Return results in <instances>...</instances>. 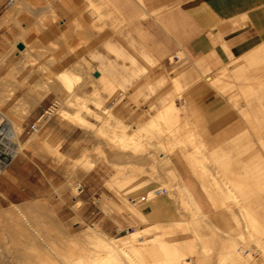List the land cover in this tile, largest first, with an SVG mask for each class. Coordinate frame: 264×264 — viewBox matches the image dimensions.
I'll list each match as a JSON object with an SVG mask.
<instances>
[{"label": "rangeland", "instance_id": "obj_1", "mask_svg": "<svg viewBox=\"0 0 264 264\" xmlns=\"http://www.w3.org/2000/svg\"><path fill=\"white\" fill-rule=\"evenodd\" d=\"M7 1L0 0V4L4 5ZM29 2L30 5L27 4ZM114 2L110 0H24V4L20 0L12 1L14 7H19L18 9L16 8L18 14H16L15 20L14 18L13 20L11 19V15L0 24V26L6 27L8 31L12 26L18 31L16 36L13 34L12 38H8L5 34H2L0 41V100H4L3 103L2 100L0 101V108L3 106L2 111L5 116L2 117L0 115V130L2 133L1 137L3 138L0 141V172L10 164H14L16 168L14 171L23 175L22 181L27 184L28 188H34V191L30 192L29 197L25 200H17L12 197L13 200L11 202L7 200L0 201V211L12 208V204L21 206L29 202L40 201L45 205H49L46 207L51 206L49 210L52 209L50 211H52L53 216L55 215V218H53L55 223L57 222L56 225L71 235L72 233H79L87 228L89 224H92L105 234L114 237L125 236L139 227L148 228L151 226L148 228L149 231L147 233L148 236H151L153 234L152 226L154 222L162 225L165 230L173 229L180 231L186 226L187 220H192L191 217L193 215L186 216L185 214L189 211L178 207V216L176 218L157 221H147L144 219L140 220V223H136L126 213L129 212L130 208H136L140 204L135 203L133 205L134 202L131 200L137 198L144 191L130 196L127 200H119L117 202L112 201L105 194H101L100 198L96 194L92 199L94 202L92 204L91 199L86 200L87 196L84 195L86 193L85 190L91 188V190L97 191L99 194L98 187L101 180L113 195L119 197L121 195L120 192L124 191V189L130 192V187L134 188L140 182L143 183L144 181L145 183H140L144 185L148 181H154L156 186L164 187L167 193L175 201H178L176 198L179 195L186 197L183 187L185 186L184 182L188 180L193 188V199L191 201L198 203L200 206L199 214L195 216V222L197 223L193 225L199 236L200 245L206 244L214 247V249L211 247L214 252L213 255L206 257V259L211 260L212 264H215L214 261L217 260L216 254L220 249L218 246H220V243L226 242L224 238L227 241H233L237 237V232L241 229L243 231L242 225L244 223L242 221L241 210H239L238 204L233 205L232 209L226 211L211 208L210 203L212 199L210 200L209 197L207 199L206 192L201 189V177L193 173V168L189 166L192 162L190 163L187 155L193 153L194 148H201L199 154L202 153V155L206 156L212 154V159L206 161V171L209 174L208 180L210 179L211 182L217 180L223 187H231L232 185L228 180L230 178L239 179L241 180V187L246 191L248 187L258 188L262 186L264 188V184L257 182L258 180H264V176H253L258 171L264 170L263 166L255 167L254 165L257 163L255 160V156L257 155L259 156L258 161L264 164V145L261 142L259 143L258 139V146L260 148H221L222 144L223 147L226 144L223 141L219 148H214V151H211L210 136H202L200 126H198L197 114L199 112L197 108L193 103H188L184 107L181 101L191 99V86L205 82L204 77L206 76L210 77L208 73L212 65L203 72L197 73L196 77L189 76L194 62L186 60L181 53L176 52L177 57H171L170 61L166 60L165 67L161 70L159 69L157 72H152L151 75L139 80V82L132 86L124 87L113 78L111 88L109 85L104 86L106 85L104 82H100L104 85L100 84L99 81L95 82L93 79L99 76V74L97 76L94 75L97 72L95 69L101 70L104 75L108 74L104 69V62L111 55H117L118 52H121L120 50L125 48V44L140 48L130 38L129 33L126 32V28L128 27L126 24L127 20L122 18L119 9L114 8ZM82 5H85V7L81 8L80 6ZM23 6H25V9ZM30 6L33 8V11L31 10L32 8L30 9ZM54 7L57 8L54 9ZM26 9H29L28 12H26ZM143 17H146V15H143ZM26 19L32 22L31 25L24 28L22 22ZM52 24L55 26L56 32H52L50 29ZM20 32H24V38L27 39L28 51L25 53L27 57L19 53L14 44L18 40ZM91 33L93 34L91 35ZM106 33L107 38L105 36L104 40H99L100 34L103 36ZM41 35L44 38L42 41L40 39ZM68 37L70 41L67 43L66 38ZM116 37L122 38L123 42L118 41ZM171 39V41H174L173 38ZM95 40L96 42L94 43ZM59 42L64 43L66 53L64 56L56 59L51 57V55L52 52L59 48ZM141 50H139L140 54ZM258 55L254 59V62L248 64H256L260 60V57L264 55V50L259 52ZM141 58L146 64L148 63L146 59ZM86 61L89 65H87ZM56 63L60 64V71L67 70L72 76L79 77L75 83H79L81 86V90L78 91L80 100L69 94L59 95L43 86V84L38 83L40 76L46 74L55 76L58 73L56 70L49 72L53 69L54 65L56 66ZM152 64L148 63V66L150 65L151 68ZM33 67L40 69H36L38 70L36 71ZM213 68L216 69L217 64ZM31 70L34 71L32 74L29 73ZM160 75L165 76L168 80V84L165 87L154 90L146 87L148 81H153L155 77ZM217 75L218 72H215L211 78L214 80ZM36 76L39 78L37 77L36 79ZM171 78H177L181 81L182 90L179 94H176V88L171 85ZM226 82L227 77L220 82V86L215 88V90H219ZM92 83H99L101 88L98 85L94 87L95 84L92 85ZM96 88L100 89L96 91ZM253 90L250 91L253 92ZM160 92L173 98L175 105L184 112L185 117L183 116L181 119L186 122V125L175 135L178 141L175 142L173 135H164L162 147L156 139V132L157 135L162 134L166 129L165 127L162 133H160L162 129H156V131L148 130L149 132L143 131L136 137L142 141V149L140 148L141 146L138 148L131 147L137 148L135 149L137 151L135 153L146 154L147 161H138V159H133L128 155L119 154L117 152L118 147H125H120V143L117 144V137L124 134L135 136L133 132L136 131V127L148 120L150 115L160 107ZM29 94L34 98L39 99V96L41 98L37 103L32 104L31 100L34 98H30ZM52 97L58 103L55 110L52 111L51 116L41 119L39 132L33 135L30 134L27 125L33 123L51 106L53 103V101H50ZM96 98L100 101V107L94 104L95 102L97 103ZM72 100L75 102L78 100V106H83L85 103V106L87 105L100 117L97 116L95 118L94 115L93 117L92 112H89V114L82 112L76 106L77 104L72 103ZM61 109H65L69 115L70 113L79 112L91 124H78L79 126H77L76 122L78 121L71 120L72 116H65L68 118L64 119L60 116L62 112L59 113V111ZM81 109L84 110L82 107ZM103 109H107V113H103ZM9 121H12V123L15 121L14 128L17 133H15L16 136L14 137H12ZM116 123L120 127V123H122L123 127L120 129ZM71 124L74 126L71 127ZM115 125L116 127H114ZM72 130L76 131L73 132ZM63 131L68 133V135L71 131L73 133L67 138V135H62L63 133L61 132ZM122 131H124V134ZM58 133L61 136L57 137ZM191 133L195 134L193 142H190L191 136L189 135ZM30 138H34L33 141L35 142L30 144L28 142ZM53 138L55 141L52 140ZM62 140H65V144L62 148H58L57 145H60ZM107 140L112 141V143ZM180 150H182L181 155ZM178 156H180L179 159L175 161L174 158ZM225 156H228L226 162L223 159ZM243 161H247V163ZM172 164H181L183 167L181 169H174ZM249 165L250 167H246ZM40 171L43 172L44 178L38 176V172ZM221 171H226V176L222 175ZM79 184L84 186V191L81 193H78L77 189ZM153 187L155 186L145 188L144 190H149ZM210 194L215 196V199L213 198L215 205L219 204L217 198L224 196L223 193L217 191H211ZM232 194L237 196L264 197V193L256 192H238ZM260 201L263 202L264 200ZM179 212H184V214H179ZM46 213L44 214V219L48 221L51 217ZM219 213H224V216H221ZM231 213L238 214L236 217L237 223L231 222L233 221ZM101 214H103V217ZM240 219L241 221H239ZM208 221L210 224H207ZM114 226L116 229H113ZM3 237L4 235L0 231V240H2L0 242V252L6 255L7 253L13 255L19 252L30 251L23 246L24 243L19 237H13V239L12 237ZM221 238L225 241H222ZM240 241L238 240L239 245L242 244V239ZM260 241L264 245V239H260ZM213 244L216 245L213 246ZM15 245L21 246L16 250L14 248L8 249ZM3 260L11 262H15V260L20 261L14 257L4 258Z\"/></svg>", "mask_w": 264, "mask_h": 264}, {"label": "crops", "instance_id": "obj_2", "mask_svg": "<svg viewBox=\"0 0 264 264\" xmlns=\"http://www.w3.org/2000/svg\"><path fill=\"white\" fill-rule=\"evenodd\" d=\"M110 1H115L114 8L119 9L122 18L127 20L126 32L140 47L138 49L125 44V48H122L121 52H118L117 55H111L104 62V69L108 73L105 75L111 79V82L113 78L124 87L132 86L139 80L151 75L152 72H157L165 67L166 60L170 61L171 57H177L176 52L181 53L186 60L194 62L189 76L196 77L197 73L203 72L212 65L208 73L210 77L206 76L204 77L205 82L191 86V99L181 101L184 107L188 103H193L197 108L199 112L197 114L198 126H200L202 136H210L211 151L213 152L214 148H219L223 141L226 144L225 147L222 144L221 148H260L258 139L259 143L261 142L264 145V55L260 57L256 64H248L254 62V59L259 56V52L264 50V0ZM12 5L11 0H8L4 5L0 4V24L11 15L15 20L18 11ZM80 7L84 8L85 5ZM56 8L54 7V9ZM143 15H146V17H143ZM31 22L26 19L22 22V26L25 28L31 25ZM50 29L52 32H56L53 24ZM17 33V29L13 26L9 31L6 27L0 26V41L2 34L12 38L13 34L16 35ZM21 33L18 34V39H20ZM41 36L42 41L44 38ZM105 36L107 38V33L103 36L100 34L99 40H104ZM171 38L174 41H171ZM69 39V37L66 38L67 43L70 41ZM117 39L121 43L123 42L122 38ZM25 40L27 41L26 38ZM58 45L59 48L51 55L56 59L66 53L64 43L59 42ZM140 49H142L141 54ZM18 52L20 53L19 50ZM141 57L146 59L148 63H153L151 68L148 63L142 61ZM215 64H217L216 69L213 68ZM59 68L60 64L56 63V66L54 65L49 72L54 70L60 72ZM99 71L101 72V70ZM215 72H218V75L213 80L211 77ZM226 77L227 82L225 85L219 90H215ZM170 83L176 88V94H179L182 90L181 81L177 78H171ZM167 84V78L160 75L155 77L153 81H148L146 87L154 90L163 88ZM252 89H254L253 92L250 91ZM166 95L161 94L160 107L155 112L170 101H174L173 98ZM53 100H55L54 97L50 101ZM181 116H184L183 112H181ZM72 131L75 132L76 130ZM72 131L69 135L64 131L61 133L69 138L73 133ZM59 136L61 134L58 133L57 137ZM52 140L55 141L54 138ZM64 144L65 140H62L57 147L62 148ZM200 149L195 148L196 153L201 152ZM181 153L182 150H180V155ZM179 157L174 158V160L176 161ZM199 159L204 165L201 170L197 167ZM211 159L212 154L206 156L202 153L200 158L196 156L195 159L196 169L194 174L201 177V189L204 188L206 193L217 191L224 194L227 188H234V186L238 187L239 192L264 193L262 186L258 188L248 187L245 191L241 187V180L235 178L228 180L232 185L231 187H223L217 180L211 182L210 179L208 180L209 174L206 171V161ZM223 159L226 162L228 156ZM255 160L257 161L254 164L255 167H264V164L258 161V155L255 156ZM243 162L247 163V161ZM172 165L174 169L183 167L181 164ZM246 167H250V165ZM15 169L14 164H10L0 172V201L7 200L11 202L12 197L17 200H25L29 197V193L34 191V188H28L27 184L22 181L23 175L16 173ZM38 173V176L44 178L43 172ZM222 175L226 176V171L222 172ZM253 176H264V170L258 171ZM257 182L264 184V180H258ZM184 183L183 190L187 194L186 190L191 189L192 184L188 180ZM152 186H156V183L148 181L136 190L130 192L125 189L122 190L121 195L117 197L100 180L99 194L89 188L85 190L84 195L87 196L86 200L91 199L92 204L94 203L92 199L96 194L99 198L101 194H105L112 201L117 202L127 200L130 196ZM83 187L80 184V190L77 188L78 193L84 191ZM212 196L215 198L214 195ZM221 199H223V196L217 198V200ZM260 200H264V197L247 196L244 207L264 228V201L261 202ZM136 207L147 221L170 220L178 216L176 201L167 192L151 202H142ZM155 211L161 214L159 216L154 215ZM101 216L103 217V214ZM131 220L140 223L136 218H131ZM113 229H116V227L114 226Z\"/></svg>", "mask_w": 264, "mask_h": 264}, {"label": "bare ground", "instance_id": "obj_3", "mask_svg": "<svg viewBox=\"0 0 264 264\" xmlns=\"http://www.w3.org/2000/svg\"><path fill=\"white\" fill-rule=\"evenodd\" d=\"M11 1H13V0H11ZM20 2L24 3V0L23 1L20 0ZM27 4L30 5V2ZM28 5H27V7H28ZM25 6H23V8ZM31 6H30V9L33 7V6L32 7ZM10 7H11V5H10ZM15 7H13V8L15 9ZM14 9H13V11H14ZM28 10L26 12H28ZM31 10L33 11V8ZM31 15H32V13H31ZM11 18L13 20V17H11ZM22 30H24V29H22ZM92 34L93 33H91V35ZM17 42H21L23 44V48L21 50L20 49H18V50L20 51L21 54H24L25 57H27L26 56L27 54H25V53L28 51V49H27V41L24 38V32L21 33L20 39L16 40V42H14V44H16ZM30 53H31V51H30ZM87 65H89L88 62H87ZM34 69H32V70H34ZM36 69H38V67ZM45 69H43V70H45ZM90 69H92V68H90ZM32 70L29 72L30 74H32L34 72ZM38 70H36V71H38ZM95 70H97L99 72V76L95 77V79H93V80L95 82L99 81V83L104 82V84H106V85H104L102 83H100V84H102L104 86L109 85L111 88V84H112L111 79L108 76L102 74L98 69H95ZM30 74H28V75H30ZM35 75H36V73H35ZM38 76H36V79ZM78 78L79 77H77V76H75V77L72 76L70 73H68L67 70H62V71L58 72L55 76L49 75V74L40 76L38 83L43 84V86H45L49 90L56 92L59 95H68L69 94L70 96L71 95L75 96V98L80 100V96L78 94V91L81 90V88H80L81 86L79 85V83H75V81L78 80ZM99 83H92V85L95 84L94 87H96V85L100 86ZM100 88H101V86H100ZM99 89H97L96 91H98ZM0 90H1V86H0ZM92 95H93V93H92ZM29 96H30V94H29ZM37 96H39V95H37ZM87 96H89V95H87ZM87 96H86V98H88ZM32 97L30 96V98H32ZM40 98L41 97L39 96V99ZM75 98H73V100ZM39 99L38 98L32 99L31 100L32 104L37 103L39 101ZM81 99H82V97H81ZM91 99H93V98H91ZM73 100H72L73 104L78 103V100H77V102H75L76 99H75V101H73ZM85 100H87V99H85ZM3 101L4 100H2V103H3ZM29 101H30V99H29ZM67 101H69V100H67ZM96 101H97V103L95 102L94 104L95 105L97 104V107H100L101 106L100 101L97 98H96ZM93 102H94V100H93ZM78 104L76 106H78ZM80 104H82V103L80 102ZM80 106H78L79 107L78 109L81 110L82 112L88 113V114H89V112H92L93 113L92 116L94 115L95 118H97V116H99L91 108L87 107V105L85 106V103L83 106H81L82 108H84V110L81 109ZM1 108H0V115L2 117H5L3 115L4 112L2 111L3 108L2 109ZM181 111L182 110L175 105L174 101H170L168 104L163 106L160 110L151 114L148 120H146L141 125L136 127V131L133 132V133H135L134 134L135 136H132V134L131 135L130 134L125 135L124 131H122V133L124 135H121L118 137L116 135V137L118 138L117 144L120 143L119 144V145H121L120 147H125V148H119L118 147L117 152L121 155H128L129 157H132L133 159L134 158L138 159V161L139 160L140 161H143V160L147 161V155L146 154L135 153V151H136L135 149H137L140 146H141L140 147L141 149L143 147L142 141L136 137H138L140 132L148 131V130H155L156 131V129H158V130L162 129V131H160V133H162L163 128L165 127L166 128L165 130H167V131L164 130V132H166V133L163 132L162 134L157 135V132H156V139L160 142L161 146L163 147V140H164L163 137H164V135H167V134L173 135L174 136L173 139L175 140V142L178 141L177 137L175 138V135H177L179 130L186 125V122L183 119H181L182 118ZM60 112H62V113H60ZM59 113L63 119L68 118L65 116H72L71 120H77L78 121V122H76L77 126H79L78 124H80V125H83V124L84 125L85 124L90 125L91 124V122H89L87 119H85L79 112L70 113V115H69V113L65 109H61V111H59ZM103 113H107V109H103ZM113 114H114V112H113ZM106 120H108V119L106 118ZM9 122H10L9 125H10V130L12 132V137H14V136H16L15 133H17V132H15V128H14V122L15 121H13V123H12V121H9ZM119 122H118V124H119ZM72 124H75V123H72ZM72 124H71V127L74 126ZM118 124L116 123L117 126H118ZM120 124H121V127H123L122 123H120ZM116 125L114 127H116ZM118 127L121 129L120 126H118ZM125 127H126V125H125ZM125 127H124V130H125ZM16 128H17V126H16ZM128 128H130V127L128 126ZM117 130H119V129H117ZM114 131H115V129H114ZM116 132H118V131H116ZM33 134H35V133H32V135ZM113 135H115V134H113ZM194 135H195L194 133H191L189 135V136H191L190 142H193V136ZM116 137H115V139H117ZM33 140H34V138H32V139L30 138L28 140V142L30 144H32L35 142ZM113 140H114V136H113ZM130 140H132V141H130ZM105 141H106V139H105ZM108 142L112 143V141H108ZM131 146L132 147L134 146L137 148H132ZM199 152L196 153L195 148H194L193 153L187 155L188 156L187 158L190 160V163L192 162L189 166H191L193 168V170H194L193 173H195V169H196V163H195L196 156H199V158H200V155H201V154H199ZM197 167L199 168V170L204 168V165L201 163L200 159H199ZM140 183L143 184L145 182L143 181V183L142 182H140ZM140 183L138 185L134 186V188L130 187L129 190L133 191V190H136L138 188H141V186H143V185H141ZM203 190H204V188H203ZM143 191L148 192V190H143ZM186 192H187L186 197L179 195L176 198V200H178V201H176L177 202L176 204L178 207H182V208L187 209L189 212L186 213L185 215L186 216H189L190 214L193 215V217H191L192 220H187L186 226L180 231H176L173 229L165 230L162 225L154 222V225L152 226L153 234L151 236L147 235V233L149 231L148 228H150L151 226L148 228L139 227L138 229H134L133 231L129 232L125 236L114 237V236H110V235L105 234L99 228L94 227L92 224H89L87 226V228L83 229L79 233H77V234L72 233V235H71L67 232H64L63 231L64 229L62 230L60 228V226L56 225L57 222L55 223V221H54L55 215L54 216L52 215V211H50L52 209L49 210V208L51 206L46 207L49 205H47V204L45 205L44 203H42L40 201L29 202V203L23 204L21 206H18V204L17 205L12 204V206H13L12 208L0 211V231H1L2 235H4V237H7V238L12 237V239H13V237H17V238L19 237L22 240V242L24 243L23 246L25 248L29 249L30 251H27L24 253L19 252V253H15L13 255H9L10 253L9 254L7 253V255H6L3 252H0V264H212V261L209 259H206V257H210L213 255L214 252H213L212 248L214 249V247L206 245V244L200 245L199 236L197 235L196 229L193 225V224L197 223V222H195L196 221L195 216H198L197 214H199L200 206L198 203L191 201V199H193L192 198L193 189L192 188L187 189ZM224 192L225 193H224L223 199L218 200L219 201L218 205H215V200H214L215 198L210 194V192L206 193L207 199H208V197L210 200L212 199V201L210 203L211 208H213V209L217 208L218 210L226 211V210L232 209L234 207L233 205L238 204L237 206L240 207L239 210H241L240 212H241L242 221L244 224L241 222V224H243L242 225L243 231H241L242 229L240 228L241 230L237 232V234H236L237 237L234 238L235 240L227 241V239L224 238L227 242V243L226 242L224 243V242H222L224 239L221 238L222 241H220V242H222V243H220V246H218V247H220V249L217 251V254H216L217 260L214 261L215 264H262V263L264 264V245L260 243L261 242L260 239H264V228L245 209L244 202H245L247 196L233 195L232 193H238L239 192L237 186H234V188H227ZM230 194H232V195H230ZM210 200H209V202H210ZM151 201H153V200L151 199V200H148L147 202H151ZM181 203L183 204L182 206H181ZM133 205H135V203H133ZM45 213L50 215L51 218L48 220L50 222H48L47 219H44ZM182 213L184 214V212H181V213L179 212V214H182ZM127 214H129L132 218H136L139 221L145 219V217H143V215L137 209V207L136 208H130L129 212ZM153 214L159 216L161 213L158 211H155ZM219 214L221 216H224V213H219ZM237 215L238 214H236V213L231 215V217L233 218L232 219L233 221H231V222L237 223V221H238L236 219ZM191 221H194V222H191ZM239 221H241V219ZM207 224H210L209 221L207 222ZM62 228H63V226H62ZM238 228H237V230H238ZM60 234H62V236H60ZM213 237H215V236H213ZM223 237H225V236H223ZM216 238H218V237H216ZM241 239H242V244L239 245L238 240L240 241ZM1 241L2 240H0V242ZM215 245L213 244V246H215ZM20 246L15 245L13 247L11 246V248H8V249L10 250V249L14 248L16 250ZM4 249H6V248H4ZM9 257L18 258L20 261L15 260V262H11V261H4L3 260L4 258L8 259ZM22 259H23V261H22Z\"/></svg>", "mask_w": 264, "mask_h": 264}, {"label": "built area", "instance_id": "obj_4", "mask_svg": "<svg viewBox=\"0 0 264 264\" xmlns=\"http://www.w3.org/2000/svg\"><path fill=\"white\" fill-rule=\"evenodd\" d=\"M57 101L53 100V103L51 104V106L46 109L42 115H40L39 118H37L33 123H30L27 125V129L28 132L30 134L32 133H37L40 130V123H41V119L43 117H49L51 116V113L53 110H55V107L57 106ZM2 133L0 130V141L3 139L2 137ZM9 148V147H7ZM80 190V184L77 187ZM165 192H167V190L164 187L161 186H155L151 189L148 190V192H143L141 193L139 196H137V198L133 199L132 202L134 203H142V202H147L148 200L154 199L162 194H164Z\"/></svg>", "mask_w": 264, "mask_h": 264}, {"label": "water", "instance_id": "obj_5", "mask_svg": "<svg viewBox=\"0 0 264 264\" xmlns=\"http://www.w3.org/2000/svg\"><path fill=\"white\" fill-rule=\"evenodd\" d=\"M16 47H17L18 49H22V48H23V45H22V43H17V44H16ZM94 75L97 76V75H98V72H96Z\"/></svg>", "mask_w": 264, "mask_h": 264}]
</instances>
